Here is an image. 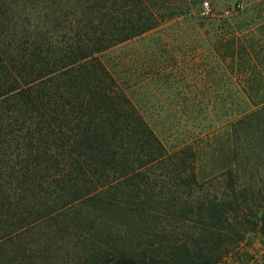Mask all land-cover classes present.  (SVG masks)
I'll list each match as a JSON object with an SVG mask.
<instances>
[{
    "label": "trees",
    "instance_id": "trees-1",
    "mask_svg": "<svg viewBox=\"0 0 264 264\" xmlns=\"http://www.w3.org/2000/svg\"><path fill=\"white\" fill-rule=\"evenodd\" d=\"M208 1L0 0V264H264V0Z\"/></svg>",
    "mask_w": 264,
    "mask_h": 264
},
{
    "label": "rangeland",
    "instance_id": "rangeland-1",
    "mask_svg": "<svg viewBox=\"0 0 264 264\" xmlns=\"http://www.w3.org/2000/svg\"><path fill=\"white\" fill-rule=\"evenodd\" d=\"M207 3H209V1L208 0H205ZM216 5H218V4H221L220 3V0H214L213 1ZM208 9L210 8V5L208 4ZM210 10L211 9H209V13H210ZM222 11V10H224V9H222V8H220L219 7V9H218V11ZM131 51V49L130 48H125L124 49V51H122V53H120V55H124V54H128L129 52ZM116 55H118V56H120L119 55V53H115V55L113 54V55H111V54H109V55H105L104 57H102V60L105 62V64L107 65V67L110 69V70H112V71H114V72H118L119 71V69H121V67L119 66V67H117L116 65H115V63H113V57H115ZM161 101L163 102V101H166V99L163 97V98H161ZM179 101H181V100H176V102L175 103H179ZM148 102H149V107H150V105L151 106H155V105H157V100H155V99H149L148 100ZM154 108H151L150 109V112H153V113H155L154 111ZM153 113H151V115L149 116H147V118H149L150 119V124L152 125V127H154V129H155V131H156V133L159 135V129H160V126L157 124V122L155 121L156 120V115H153ZM162 117H163V115H162ZM176 117H179V115H176ZM193 119V120H192ZM191 121H192V123L190 122V124H189V127L191 128L192 126H194V125H196L197 123H198V121L199 120H196V117L195 116H193V118H191ZM188 122V121H187ZM206 121H204V123H205ZM250 244H252V245H248L246 248H245V250H248V251H250V252H256V253H258L259 252V247H258V245H257V241H256V239H252L251 241H250Z\"/></svg>",
    "mask_w": 264,
    "mask_h": 264
},
{
    "label": "built area",
    "instance_id": "built-area-1",
    "mask_svg": "<svg viewBox=\"0 0 264 264\" xmlns=\"http://www.w3.org/2000/svg\"><path fill=\"white\" fill-rule=\"evenodd\" d=\"M201 15L205 17L209 15V9L206 4H204Z\"/></svg>",
    "mask_w": 264,
    "mask_h": 264
}]
</instances>
